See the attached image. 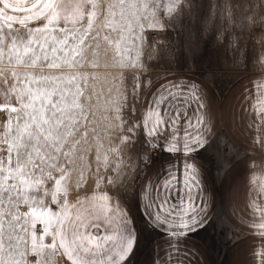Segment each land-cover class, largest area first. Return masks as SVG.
<instances>
[{"label": "snow or ice", "instance_id": "obj_1", "mask_svg": "<svg viewBox=\"0 0 264 264\" xmlns=\"http://www.w3.org/2000/svg\"><path fill=\"white\" fill-rule=\"evenodd\" d=\"M194 7L193 0H169L163 6L161 0H0V264H130L139 242L135 223L129 228L128 218L122 217L117 231H101L105 223H116L110 194L100 189L99 194L68 199L85 182L86 166L81 162L88 152L90 131L95 133L93 97L98 102L100 94L89 82L119 70L120 86L114 96L110 91L105 106L115 111L118 129L128 125L127 134L120 135L119 143L110 145L103 158L97 149L94 176L99 189L101 180L114 183L100 167L105 173L122 174L123 146L136 142L140 125L123 120L124 103L129 93L137 99L151 85L147 75L154 71L151 62L163 59L160 45L168 37L157 40L146 30L175 31ZM231 9L229 0H223L210 11L228 10L223 17L228 22L234 21ZM234 26L245 25L241 20ZM124 72L132 76L127 86ZM171 87H190L192 96H175L165 89L167 95L160 93L154 100L156 108L172 96L185 112L178 106L169 115L166 107L165 120L158 110L151 111L148 136L158 137L163 125L175 126L187 117L191 101L202 100L195 85ZM186 122L195 130L185 131L182 148L165 137L166 151L188 155L204 146L200 129L191 120ZM200 123L197 117L196 124ZM159 146L157 139L149 143L153 149ZM144 163L145 169L151 166ZM172 179L165 181L163 194L145 207V222L157 237L166 238V264H186L189 253L181 247L182 238L207 219L193 195L199 184L198 167L195 162L185 164L183 182L173 184ZM174 196L187 204L183 212L172 210ZM165 206V215L153 211ZM253 227L264 236V223Z\"/></svg>", "mask_w": 264, "mask_h": 264}, {"label": "rangeland", "instance_id": "obj_2", "mask_svg": "<svg viewBox=\"0 0 264 264\" xmlns=\"http://www.w3.org/2000/svg\"><path fill=\"white\" fill-rule=\"evenodd\" d=\"M169 0H161V6ZM192 13H185L176 25L175 31L154 32L146 30V35L157 40L168 37L163 49V59L153 60L154 71L147 75L151 85L142 89L137 99L129 93L120 112L124 121L136 123L135 143L123 146L125 167L122 174L108 171L102 175L114 183L101 180L96 188L94 173L97 169L96 152L101 158L110 145L118 144V137L126 135L116 127L120 121L116 113L105 106V99L120 86L119 70L111 69L98 79L90 80L100 99L94 117L95 133L90 131L87 155L82 161L86 166L85 182L68 197L106 190L110 196L111 208L116 210L113 217L116 223H105L108 234L120 227V218H128V227L139 236L130 264H166L169 247L166 238H159L151 232L145 222V207L163 194L165 181L172 179L176 184L184 179L185 164L195 162L198 167L199 184L193 189L196 203L205 209L207 219L202 227L186 238L181 247L188 253L186 264H264V236L261 229L253 227L264 223V0H229L232 5L231 16L234 21L225 22L224 13L210 11L223 0H193ZM243 20L245 26H234ZM127 83L132 76L124 72ZM172 83L195 85L202 100L191 101L187 107V117L180 119L173 127L163 125L158 137L148 136L151 127L149 113L158 110L165 120L167 107L169 115L179 106L172 96L156 108L154 100L164 90L175 96L191 97L188 89L172 88ZM92 90L89 87L88 91ZM167 95V93H164ZM172 101L169 103V101ZM202 103L203 107L200 106ZM134 108L135 111L130 109ZM200 117L202 123L196 124ZM154 118V117H152ZM191 120L204 137V146L195 153L185 155L182 151L170 153L165 150V137L178 142L182 148L185 131L191 133L195 128L186 122ZM145 123L148 127H145ZM157 139L159 147L150 148L149 143ZM141 157L134 161L130 157ZM144 161L151 166L145 169ZM135 165V171L133 166ZM174 212H183L187 204L173 197ZM186 200L187 197L185 196ZM55 207V206H53ZM159 207L153 211L165 215ZM130 214V215H129ZM103 220V218H101ZM40 226V225H37ZM46 238V242H47Z\"/></svg>", "mask_w": 264, "mask_h": 264}, {"label": "built area", "instance_id": "obj_3", "mask_svg": "<svg viewBox=\"0 0 264 264\" xmlns=\"http://www.w3.org/2000/svg\"><path fill=\"white\" fill-rule=\"evenodd\" d=\"M41 228V226H37V229L39 230Z\"/></svg>", "mask_w": 264, "mask_h": 264}, {"label": "crops", "instance_id": "obj_4", "mask_svg": "<svg viewBox=\"0 0 264 264\" xmlns=\"http://www.w3.org/2000/svg\"><path fill=\"white\" fill-rule=\"evenodd\" d=\"M17 27H19V26L17 25Z\"/></svg>", "mask_w": 264, "mask_h": 264}]
</instances>
